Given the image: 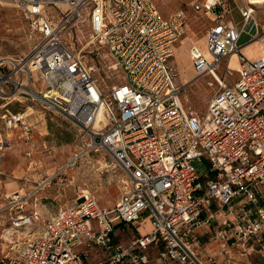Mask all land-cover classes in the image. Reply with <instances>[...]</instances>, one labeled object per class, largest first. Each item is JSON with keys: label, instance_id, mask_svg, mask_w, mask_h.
Segmentation results:
<instances>
[{"label": "built area", "instance_id": "obj_1", "mask_svg": "<svg viewBox=\"0 0 264 264\" xmlns=\"http://www.w3.org/2000/svg\"><path fill=\"white\" fill-rule=\"evenodd\" d=\"M7 1L35 40L26 52L0 55V119L8 129L0 133V168L9 132L19 127L29 136L32 101L76 129L73 151L54 175L102 152L99 170L118 173L119 196L106 208L81 188L71 204L43 218L30 206L41 184L0 194V264H83L95 248L104 253L97 264H216L194 246L199 227L217 215L212 239L220 254L237 247L264 255V54L240 51L241 31L225 19L227 0L200 4L213 21L205 50H189L195 73L218 84L202 113L183 103L175 84L182 11L163 16L154 0ZM248 4L239 9L243 23L254 12ZM13 102L26 108L1 106ZM146 222L128 245L117 242L119 224L138 230Z\"/></svg>", "mask_w": 264, "mask_h": 264}, {"label": "rangeland", "instance_id": "obj_2", "mask_svg": "<svg viewBox=\"0 0 264 264\" xmlns=\"http://www.w3.org/2000/svg\"><path fill=\"white\" fill-rule=\"evenodd\" d=\"M154 1L163 16L179 11H182L185 15V33L176 42L175 54L172 57V64L177 73L175 84L181 87L183 103L192 110L202 113L218 90V84L213 81L210 75H198L195 73L189 50L193 44L199 45L205 50V34L208 27L212 24V15L200 9V4L205 0ZM255 1L258 2L256 3L258 6H254V9L256 7L257 10L256 17L264 23V0ZM246 2L248 1L246 0ZM8 3L7 0H0V55H14L26 52L35 40V36L28 27V22L22 12ZM249 27L250 22H248L246 28ZM242 41L243 37H240L238 43ZM262 42H264V39L258 44L264 48V43ZM260 54H264V51ZM246 55L250 57L257 56V54L251 56L248 53ZM229 57L227 56L221 62L218 71L220 74L224 73ZM232 57L234 58L232 65L237 67L234 55ZM118 78L120 77L105 79L104 82L111 84L118 81ZM237 78L238 73H234L232 76L227 77V80L230 82ZM12 104L19 111H23L26 108L24 105L19 106L17 102ZM27 104L31 105V108L27 109L29 114L25 117L26 121L31 124L29 132L31 134L30 142L26 145L21 140H17V136L21 134L19 127L9 132V135L11 138H15V141L11 147L7 146L4 150L0 168V194L22 188L25 190L31 189L35 188L37 184H41L31 198L30 206H35L41 212L43 218H48L54 214L60 205L71 204L76 193L81 188L91 190L100 202L104 205H109L106 199L111 198L112 195L109 190L105 189H107L106 187L109 184L116 183L115 176L112 171L101 172L99 170V162L96 163V160L91 157L87 156L77 166L65 170L60 175H54L70 155L72 149L70 145L61 144L56 139L54 131L56 128H60V130L71 132L75 135L76 129L63 116L53 115L50 111L44 109L40 103L29 101ZM5 105L12 107L9 103L1 104L2 107H5ZM16 131L19 133H16ZM7 132L8 129L5 127V123L0 119L1 135L4 136ZM27 150L32 151L33 154L28 156L26 154ZM203 170L204 166L202 165L200 166V174L204 172ZM203 179H200V181H203ZM118 196L119 191L117 190L113 197L117 199ZM217 208L218 206L214 203L210 207L212 211ZM219 220L220 218L215 220L217 222H209L207 227H199L197 235L200 244L199 247L194 246V249L200 258L206 259L207 255L215 256L216 264H264V255L256 252L250 255H242L237 247H232L230 253L220 254L219 248L216 247L217 245L212 239L214 229ZM136 231L132 225L119 224L115 228L114 234L117 242L125 246L129 244L132 235ZM103 258L104 253L102 250L95 248L89 252L83 264H97Z\"/></svg>", "mask_w": 264, "mask_h": 264}, {"label": "crops", "instance_id": "obj_3", "mask_svg": "<svg viewBox=\"0 0 264 264\" xmlns=\"http://www.w3.org/2000/svg\"><path fill=\"white\" fill-rule=\"evenodd\" d=\"M227 2L229 3V6H230V13L227 14V15H225V19L228 20V21L233 22L238 27V29H240V31H241L240 32V37L241 38L243 37V41L239 43L240 51L242 53H244L245 55L247 53L250 54L251 56H253L255 54H257V56H258V54L260 55V53L262 51H264V48H262V46H259L258 43H260V41L262 39H264V38L255 39V36L257 34L264 33V23H262V21H260L256 17V11H257L256 10V7L258 5H256V4L254 5V6H256L255 9H254V12L251 14V16L248 18V20L245 23H243V18L241 16V14H239L238 9H240L241 7L248 6L249 5L248 2H246V0H227ZM236 16H237V18H236ZM248 22H250V27L249 28H246ZM262 43H264V42H262ZM251 48L252 49H255L254 50V53H252L250 51ZM257 56H255V57H257ZM247 57H250V56H247ZM251 58H253V57H251ZM11 105H12V107H11L12 110L19 111V110H16L14 108L13 104H11ZM13 129H17V127L13 128ZM17 131H16V133H19ZM42 133H46V132H42ZM54 133L56 135V139L61 144H65V145L72 146V149L70 151V154H71L72 151H73V147H74V135L71 132H67V131L60 130V128H56L55 131H54ZM17 137H18L17 140H21L23 143H25L27 145L30 142L31 134H29L28 137H25L23 135V133L21 132V134L19 136H17ZM10 140L11 141H10L9 147L12 146L13 142L15 141V138H11L10 137ZM28 151L29 150H27L26 152H28ZM30 152H31V154H33L32 151H30ZM28 156H31V155H28ZM102 156H103L102 152L89 154V157H91L92 159L96 160V163L99 162V160L102 158ZM113 174L115 176L118 173H116V174L113 173ZM106 188L107 189H105V190H109V192L112 195L111 198H107L106 199V201H107V203L109 205H104L102 202H100V200H98V199L97 200H98V203H99L100 206L106 207V208H110V207L114 206V204L116 202V198L113 197V195L115 194V192L117 190L119 191L118 184L117 183H111ZM219 218L221 219V216H218L217 215V219H214V221L211 220V223L217 222L215 220H218ZM147 220H148V218H147ZM147 228H148V222H146L145 224H141L139 226V229L136 232L139 233V234L144 233V232H146ZM215 244L217 245L216 247L219 248L218 247V244L216 242H215ZM207 256H209V255H207Z\"/></svg>", "mask_w": 264, "mask_h": 264}, {"label": "bare ground", "instance_id": "obj_4", "mask_svg": "<svg viewBox=\"0 0 264 264\" xmlns=\"http://www.w3.org/2000/svg\"><path fill=\"white\" fill-rule=\"evenodd\" d=\"M6 1V0H5ZM209 1V0H208ZM250 2H252V3H254V4H256V3H258V2H256L255 0H250ZM259 39V38H258ZM250 51L252 52V53H254V49H250ZM234 55V57H235V59H236V63H237V55L235 54V53H231V58H233L232 56ZM230 58V66H232L233 67V65H232V63H233V61H234V58L233 59H231ZM237 65V64H236Z\"/></svg>", "mask_w": 264, "mask_h": 264}]
</instances>
